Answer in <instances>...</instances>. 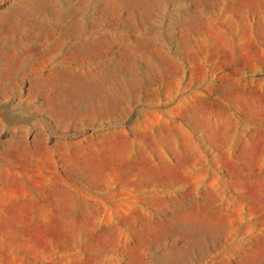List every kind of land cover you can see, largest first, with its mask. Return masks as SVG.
Returning <instances> with one entry per match:
<instances>
[{
	"label": "rangeland",
	"instance_id": "1",
	"mask_svg": "<svg viewBox=\"0 0 264 264\" xmlns=\"http://www.w3.org/2000/svg\"><path fill=\"white\" fill-rule=\"evenodd\" d=\"M0 264H264V0H0Z\"/></svg>",
	"mask_w": 264,
	"mask_h": 264
}]
</instances>
